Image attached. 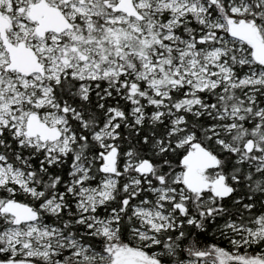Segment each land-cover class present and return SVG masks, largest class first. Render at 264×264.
Wrapping results in <instances>:
<instances>
[{"label": "snow or ice", "instance_id": "snow-or-ice-1", "mask_svg": "<svg viewBox=\"0 0 264 264\" xmlns=\"http://www.w3.org/2000/svg\"><path fill=\"white\" fill-rule=\"evenodd\" d=\"M0 264H264V0H0Z\"/></svg>", "mask_w": 264, "mask_h": 264}]
</instances>
